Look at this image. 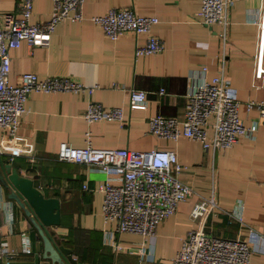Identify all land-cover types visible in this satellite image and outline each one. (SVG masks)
<instances>
[{"label":"crops","instance_id":"crops-1","mask_svg":"<svg viewBox=\"0 0 264 264\" xmlns=\"http://www.w3.org/2000/svg\"><path fill=\"white\" fill-rule=\"evenodd\" d=\"M199 5L200 0H84V18L60 20L47 44L21 40L10 50V83H18L24 72H34L39 77L68 76L91 87L80 93L32 90L15 134L0 130L4 161L31 177L46 196L59 198L60 223L52 226L53 233L77 260L88 264H170L181 239L198 225V220L188 215L192 204L212 190L218 208L203 219V231L246 239L252 249L250 263L264 264V188L260 185L264 179V120L258 121L252 136H239L225 148L204 149L198 140L184 136L167 139L147 130L148 117L156 113L181 119L185 94L199 80H209L220 70V25L198 21ZM259 5L260 0H232L226 9L222 74L229 96L240 101L238 115L244 126L257 119L256 110L247 109L244 102L264 98V78L253 85L252 77L257 42L253 19ZM119 7L157 17L150 32L161 40V50L135 55L134 48L144 42V33L126 31L109 38L89 19ZM51 10L52 0H34L30 21H47ZM19 11L18 0H0V13ZM132 87L145 91L144 108L129 107ZM88 101L122 107V120L85 122L82 113ZM87 139L93 147L101 148L172 149L186 166L177 176L190 192L156 225L151 259L135 253L137 247L149 243L140 234L112 232L123 245L120 251L106 243V234L113 228L103 219L98 186L106 180L117 181L120 170L110 166L104 171L96 165L57 158L60 141L83 146ZM7 194L0 183V201L13 213L9 223L4 207L0 208V235L8 247V263L0 259V264H49L42 257V241L32 223ZM24 236L30 241V252L23 250Z\"/></svg>","mask_w":264,"mask_h":264},{"label":"built area","instance_id":"built-area-1","mask_svg":"<svg viewBox=\"0 0 264 264\" xmlns=\"http://www.w3.org/2000/svg\"><path fill=\"white\" fill-rule=\"evenodd\" d=\"M33 1L18 0L19 14L0 13V130L6 131L9 136L15 134L32 90L76 93L91 90V87L68 76L39 77L34 72L22 73L16 84L9 82L10 50L18 46L21 40L30 44H47L60 20L67 18L80 21L84 18L81 10L84 0H52L49 19L45 22H31ZM231 4L232 0H200L196 12L198 21L206 25H220L217 33L221 45L218 59L220 70L209 80H199L185 94L181 119L160 113L150 115L147 119V130L150 133L173 140L179 136L195 139L204 149L225 148L237 141L239 136H252L258 121L264 120V98L244 102L247 109H255L257 113V119L244 126L238 115L240 101L229 96L227 92L228 82L222 74V68L226 9ZM89 19L98 24L109 38H115L126 31L133 34L144 33V42L134 48L135 55L157 52L162 48L159 37L150 32L151 26L157 22V17L153 14L139 15L131 7H119L109 8L99 15L90 16ZM253 20L257 25V42L252 77L253 85H257L256 81L264 78V0H260ZM128 104L130 108H144L145 91L130 88ZM122 114L120 106L105 107L101 103L88 101L82 117L87 123L111 119L121 121ZM57 158L60 161L96 165L104 171L110 166L120 170L117 181L106 180L98 186L102 192L100 209L103 219L111 223L113 228L106 234V243L113 250L120 251L123 245L112 232L140 234L149 239V243L146 247H137L135 253L140 258L151 259L156 225L172 214L177 203L184 200L190 192L189 186L177 176L186 166L178 161L176 153L167 148L93 147L87 139L83 146H72L66 141H60ZM260 185L264 188V179L260 181ZM3 207L0 201V208ZM217 208L212 190L208 197L192 204L188 215L191 219L198 220V225L181 239L170 264H251L249 257L252 249L249 241L242 237L229 238L203 231V219ZM3 209L11 223V207L5 206ZM235 215L240 220V213L236 212ZM23 238V250L30 252V241L27 236ZM7 254V242L0 235V259L5 263H8Z\"/></svg>","mask_w":264,"mask_h":264},{"label":"water","instance_id":"water-1","mask_svg":"<svg viewBox=\"0 0 264 264\" xmlns=\"http://www.w3.org/2000/svg\"><path fill=\"white\" fill-rule=\"evenodd\" d=\"M0 183L8 190L7 197L14 200L28 217L42 241V257L49 264H88L77 260L71 249L64 246L52 226L59 225V198L46 196L31 177L23 175L0 153Z\"/></svg>","mask_w":264,"mask_h":264},{"label":"trees","instance_id":"trees-1","mask_svg":"<svg viewBox=\"0 0 264 264\" xmlns=\"http://www.w3.org/2000/svg\"><path fill=\"white\" fill-rule=\"evenodd\" d=\"M34 227V226H33ZM35 229V228H34ZM36 230V229H35ZM37 232V231H36ZM39 237V236H38ZM40 238V237H39ZM41 239V238H40Z\"/></svg>","mask_w":264,"mask_h":264}]
</instances>
